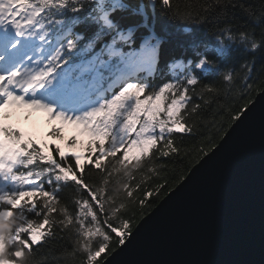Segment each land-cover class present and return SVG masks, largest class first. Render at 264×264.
Wrapping results in <instances>:
<instances>
[{
	"label": "snow or ice",
	"instance_id": "snow-or-ice-1",
	"mask_svg": "<svg viewBox=\"0 0 264 264\" xmlns=\"http://www.w3.org/2000/svg\"><path fill=\"white\" fill-rule=\"evenodd\" d=\"M259 7L0 0V113L33 109L91 137L82 162L0 115V264H41L40 248L43 264H100L113 241L122 246L132 231L127 201L147 207L169 171L194 151L197 162L207 156L249 107L246 97L264 92V65L252 73L264 54ZM201 27L210 41L197 37ZM117 184L123 196L112 192Z\"/></svg>",
	"mask_w": 264,
	"mask_h": 264
},
{
	"label": "water",
	"instance_id": "water-1",
	"mask_svg": "<svg viewBox=\"0 0 264 264\" xmlns=\"http://www.w3.org/2000/svg\"><path fill=\"white\" fill-rule=\"evenodd\" d=\"M100 264H264V92Z\"/></svg>",
	"mask_w": 264,
	"mask_h": 264
},
{
	"label": "trees",
	"instance_id": "trees-1",
	"mask_svg": "<svg viewBox=\"0 0 264 264\" xmlns=\"http://www.w3.org/2000/svg\"><path fill=\"white\" fill-rule=\"evenodd\" d=\"M247 3H250L252 5H254L257 9V11H260V5L264 4V0H246ZM173 3H178L181 6L188 4V3H196V0H173ZM167 21H165L163 18L160 19V23H166ZM171 28L176 27V25H170ZM196 31V35L198 38L204 39V40H211L212 37L210 35V33L203 27L199 28V29H194ZM258 30V28H257ZM173 54L176 56H180L182 54V50L180 48H175L173 50ZM191 53H189L190 55ZM234 55H238V53H234ZM264 65V54L258 55L256 57V63L255 66L252 69V73H253V77H255V75L258 73L260 66ZM207 79H211V77H206ZM257 91H253V93L251 94V96L246 97V100L251 101L255 94L258 92ZM241 103H243V101H241ZM239 107V105H238ZM18 111H23L25 114L23 115V120L26 121L30 116H32L36 110L33 109H29V108H19V107H10V108H6L4 110H2V113H0V115H2L4 117L3 122L6 125H11V121L7 122L8 117L12 116L14 113L18 112ZM48 120L53 124L56 125V127L60 128L61 130L64 128V125L61 124L59 121L56 120H50L48 118ZM230 123V122H228ZM227 126V124H226ZM18 128V127H17ZM32 135H33V139L36 140V142L39 144L41 141L45 142V138H46V133H44L43 131H41L39 128H34L32 131ZM84 138L88 141V143L91 142V137L89 135H84ZM214 141L217 144V142L219 141V138L214 136ZM53 147V149L55 148V146H59L61 151H63V144L61 142H52L51 144H49ZM85 156V155H84ZM84 158V157H83ZM198 160V156L197 153L194 151L192 152L191 155H189L183 162V166L181 167L180 165H177L176 170L174 172V174L169 171L168 172V178H167V185L165 186L164 189H162V191L160 192L159 196H153L150 198V201L148 202V206L145 208H141L138 204L134 203L133 201H127L126 203V209H125V216L126 218L131 219L132 221V228L135 226V224L138 222V220L141 218V213H143V215H145L147 212H149L157 203L158 201L170 190L172 189L179 181H180V177L181 176H185L186 173L188 172V170L191 168V166L193 164H195ZM82 162H84V160L82 159ZM91 175V174H90ZM93 179H95V177H93ZM161 181H157V183H160ZM111 190L114 194L119 193L121 196H123V193L121 191V186L120 185H113L111 186ZM67 190H65L66 192ZM63 194V193H62ZM134 213V215H132ZM52 247H56V245H52ZM117 247V244L115 241H113L110 245L109 248L106 249V251L104 253L101 254V257H98V261H102V259H104L113 249H115ZM37 251V256L36 259L37 261H40L41 264H43V261L45 260V253L48 252L47 248H40L38 250H34ZM60 264H81V258L77 257L75 260H72L71 258H69L68 260H61Z\"/></svg>",
	"mask_w": 264,
	"mask_h": 264
},
{
	"label": "rangeland",
	"instance_id": "rangeland-1",
	"mask_svg": "<svg viewBox=\"0 0 264 264\" xmlns=\"http://www.w3.org/2000/svg\"><path fill=\"white\" fill-rule=\"evenodd\" d=\"M25 113L23 111H18L14 113L12 116L8 117L7 122L11 121V126L18 127L21 131L25 133L26 136H31L34 128H39L41 131L46 133L45 143L51 144L52 142H61L63 144V152L65 154L75 153L76 155L81 156L83 159L85 155V148L88 144V141L84 138V135L87 133L82 130L76 128L71 124H63L64 128L61 130L60 135L63 139L53 138L48 136L47 133L51 128L56 127L49 120L46 113L36 111L32 116H30L26 121L23 120V115ZM36 117V120L33 118ZM88 135V134H87ZM75 139V144L69 145L70 139Z\"/></svg>",
	"mask_w": 264,
	"mask_h": 264
},
{
	"label": "bare ground",
	"instance_id": "bare-ground-1",
	"mask_svg": "<svg viewBox=\"0 0 264 264\" xmlns=\"http://www.w3.org/2000/svg\"><path fill=\"white\" fill-rule=\"evenodd\" d=\"M33 120H36V117H35V118H33Z\"/></svg>",
	"mask_w": 264,
	"mask_h": 264
}]
</instances>
